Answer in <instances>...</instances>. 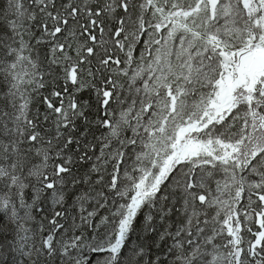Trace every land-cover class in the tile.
Here are the masks:
<instances>
[{
    "label": "snow or ice",
    "instance_id": "1",
    "mask_svg": "<svg viewBox=\"0 0 264 264\" xmlns=\"http://www.w3.org/2000/svg\"><path fill=\"white\" fill-rule=\"evenodd\" d=\"M0 264H264V0H0Z\"/></svg>",
    "mask_w": 264,
    "mask_h": 264
}]
</instances>
